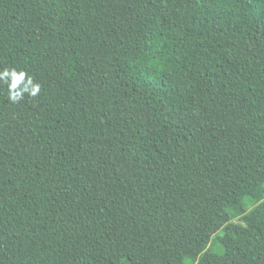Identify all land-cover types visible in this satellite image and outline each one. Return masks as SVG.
Returning a JSON list of instances; mask_svg holds the SVG:
<instances>
[{
    "label": "trees",
    "instance_id": "16d2710c",
    "mask_svg": "<svg viewBox=\"0 0 264 264\" xmlns=\"http://www.w3.org/2000/svg\"><path fill=\"white\" fill-rule=\"evenodd\" d=\"M0 264H264V0H0Z\"/></svg>",
    "mask_w": 264,
    "mask_h": 264
},
{
    "label": "rangeland",
    "instance_id": "374dc122",
    "mask_svg": "<svg viewBox=\"0 0 264 264\" xmlns=\"http://www.w3.org/2000/svg\"><path fill=\"white\" fill-rule=\"evenodd\" d=\"M186 105L191 113L195 115L198 113L197 108H195L190 102H187ZM243 204L245 212L241 216L234 218L231 223L234 225L246 227L250 220L253 218V209L257 205V201L252 197L247 196L245 197Z\"/></svg>",
    "mask_w": 264,
    "mask_h": 264
},
{
    "label": "clouds",
    "instance_id": "9594fccd",
    "mask_svg": "<svg viewBox=\"0 0 264 264\" xmlns=\"http://www.w3.org/2000/svg\"><path fill=\"white\" fill-rule=\"evenodd\" d=\"M2 75L7 76V75H9V73L7 71H5ZM11 76H12V83L10 84V88L16 89L17 86L20 84V82L24 79L25 73L21 72L20 74L17 75L15 72H12ZM28 85H31V89H30L31 95H36L39 92L40 85H38V84L33 85L31 78H29L27 85H25L24 89H22L21 91H29ZM21 91L13 92L11 95V98L13 100L21 98Z\"/></svg>",
    "mask_w": 264,
    "mask_h": 264
}]
</instances>
